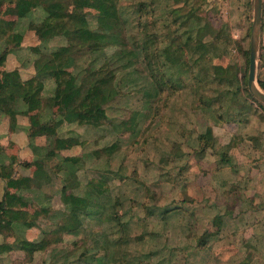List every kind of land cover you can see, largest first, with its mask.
Returning a JSON list of instances; mask_svg holds the SVG:
<instances>
[{
	"label": "rangeland",
	"instance_id": "1",
	"mask_svg": "<svg viewBox=\"0 0 264 264\" xmlns=\"http://www.w3.org/2000/svg\"><path fill=\"white\" fill-rule=\"evenodd\" d=\"M26 2L31 12L21 18L18 0H0V73L8 64L14 78L0 74V91L12 94L10 89L36 74L60 83L38 66L59 64L42 58L62 48H71L76 60H62L60 72L65 68L69 76L63 74L61 82L77 76V84L88 80L86 90L92 92L101 79L109 84L98 93L99 111L106 109L99 127L64 124L53 130L56 140L77 139L76 149L65 155L70 158L47 164L26 193L25 209L20 205L25 219L0 226V264H264V230H252V224L264 222V107L247 97L254 0ZM57 3L71 15L63 19V31L89 25L86 40L65 32L55 37L59 21L43 10ZM99 6L104 8L101 21ZM178 6H183L180 12ZM193 13L204 29L205 50L185 47L191 33L180 15ZM110 24L114 31L99 35ZM154 39L162 59L163 50L171 48L164 75L168 83L162 80L166 69H156L159 56L154 71L139 55L138 47L145 42L153 47ZM262 46L264 28L260 74ZM134 79L137 88L131 85ZM257 85L262 89L258 79ZM86 90L84 95L92 94ZM106 91L116 95L103 106ZM31 92L41 98L43 87ZM233 92L239 93L234 97ZM5 101L4 110L14 107ZM241 107L251 111L234 112ZM40 117L48 120L43 112ZM208 128L216 144L205 152L198 136ZM220 150L232 158L231 166L214 155ZM72 161L79 163L76 175L70 174ZM15 173L28 174L19 167ZM65 185L69 193L88 199L89 210L71 214ZM21 240L48 248L28 254L19 248Z\"/></svg>",
	"mask_w": 264,
	"mask_h": 264
},
{
	"label": "crops",
	"instance_id": "2",
	"mask_svg": "<svg viewBox=\"0 0 264 264\" xmlns=\"http://www.w3.org/2000/svg\"><path fill=\"white\" fill-rule=\"evenodd\" d=\"M50 32L51 30L48 31V33ZM7 66L8 64H6V68L4 69L5 72L0 74L5 80H14L13 74L8 72ZM262 72L264 76V68H262ZM14 75L19 78L21 77L19 72L14 73ZM260 75L262 74L259 73L258 68L257 79ZM35 78L27 83L22 81L23 84L15 85L18 86V89L14 86V89H10V91L19 100L24 95L29 94L33 88L42 86L43 92L41 98H35L30 103L20 102L16 105L14 104L12 108L14 116L11 115L12 119L8 117L10 114L8 115L7 110H0V203L5 197L6 192H10L24 198L21 203L23 210L25 208L22 204L24 201L27 202L26 193L35 188V183L42 173L46 172L47 164L55 159L58 163L59 158L63 160L70 158V156L65 155L76 149L77 139L71 138L70 140L58 136L56 140L51 137L54 135L53 130L57 133L59 128L64 124L68 126L88 124L91 127H99L101 119L105 118L103 111H106V109L103 107L102 114L99 111L98 93L109 84V82L104 84V79H101L100 82L98 81L97 85L100 88L97 86L94 88L92 94L86 97L89 111L78 112V100L74 93L78 83L77 76L76 81H70L69 83H57L49 75L36 74ZM95 104L97 105V109L95 108ZM41 112H43V118L48 120H41ZM53 139L55 140V144H52ZM64 139H67L65 144L63 143ZM66 144H70V146H66L70 148L65 149L64 145ZM38 152H43L44 154L38 156ZM78 165V161H72L73 172L70 174H77ZM17 167L26 170L29 174L28 176V174L23 173V177L27 178V186L25 187L22 185L21 178L15 173ZM9 176H12V178L6 179ZM256 217L259 218V215ZM262 225L252 224V230L262 231L264 230V222Z\"/></svg>",
	"mask_w": 264,
	"mask_h": 264
},
{
	"label": "trees",
	"instance_id": "3",
	"mask_svg": "<svg viewBox=\"0 0 264 264\" xmlns=\"http://www.w3.org/2000/svg\"><path fill=\"white\" fill-rule=\"evenodd\" d=\"M182 0H178V2L180 3ZM19 2V6H20V17L24 18L25 16H27V14H29L30 8L28 7L26 0H18ZM194 5V4H192ZM145 9H148L150 6L149 5H144ZM183 9V6H178V8H176V12H180ZM195 8L192 7V10H194ZM191 10V9H190ZM47 16L50 17H54L56 19H58V24L56 26L55 29V37L60 36L59 34L61 32H65V36L69 35V37L71 38H78L80 37L83 40H86V35L85 32L87 30V28L89 27V25L87 27H78V26H74V30L69 32V31H63V29L65 30V25L67 24L64 23V18L66 19V16H71L70 14H68V12L66 11V9L59 3L57 4H53L51 6L48 7H44L43 10ZM99 11L100 14L97 15V21H101L103 20L104 17V8L99 6ZM197 12V11H194ZM68 17V18H69ZM180 18L183 19V23L181 24H187L186 28L190 29V36H187L186 38V43H185V47L190 48L191 50H205L207 49L208 46H206V44L204 43L205 41V34H204V29L202 28L201 22L198 18V16L193 13L192 15H190L189 17H185L184 14L180 15ZM62 20V22H61ZM263 28H264V23H263ZM102 30V33L99 35H105L108 36V33H112L114 31V27L112 24L110 25H105V27ZM251 35V33H250ZM193 37H195L197 39V45H193L194 39ZM108 39H110L111 41H116L115 37H108ZM190 40L192 44H190ZM117 42V41H116ZM157 42L156 39H154L153 42V47H150L149 43L145 42L144 46L138 47V51L140 52L139 55L143 57L144 60H146L148 62V65L151 67L152 70V66L156 64V58L159 56L160 59V63L157 65L156 69L159 71L160 69H166L165 73H162V80H165V76L166 73L168 72L169 67L171 66V63L168 62V60L170 59L167 56H170V49L171 48H165L163 50V55L166 57V60L161 58V53L159 51L156 50L155 47V43ZM193 46V47H190ZM210 47V45H209ZM261 51H262V59L264 60V46L261 47ZM175 49H173L174 51ZM71 52V48H62L60 51H55L53 52L51 55H49V57H43L42 59L47 61V62H51V61H56L59 62V64L55 65V66H50L48 63L46 64H42V66H38V67H42L39 68L40 72H45V73H50V74H54L53 76H56V80L58 82H61L65 79L62 78V75L66 74L67 76H69V74H67V70L64 68L63 72H60V68L62 69V65H64V63H62V60H64L63 62L68 63V61H74L76 59H74L75 53L73 54V58L70 55ZM249 54H250V50H249ZM44 56H48V55H44ZM174 58L171 59V62L174 64L176 60H173ZM250 63V55H249V60H248V64ZM172 64V65H173ZM153 70L154 66H153ZM249 73V71H247ZM62 73V74H61ZM262 75H260V77L258 78L259 84L261 86V88L264 90V76H263V72L261 73ZM175 76L174 74L172 75V77ZM72 79H74L76 81V77L74 78V76L72 75L71 77ZM126 79V78H125ZM124 79V80H125ZM221 80H223L224 78H220ZM226 80V79H224ZM223 80V81H224ZM228 80V78H227ZM165 82L163 83L164 85ZM88 80H85L84 83H79L81 84L80 86L76 87L74 93L76 95L77 100H79L81 98L80 101V106L77 108V111L80 112L81 110H84L86 112H88L89 107L86 104V95H84L85 90H86V86L88 84ZM131 85H134L136 88L139 85V81L138 80H131ZM168 83V82H166ZM231 83L233 84V80H231ZM77 84V85H79ZM153 85H157V82H153ZM247 87H248V79H247ZM163 89V87L161 88ZM247 90V89H246ZM249 90V89H248ZM247 90V97L251 98L254 100V102L258 105H261L262 107H264V104H262L260 101H258L256 98H254V96L248 92ZM35 92H31L29 94L24 95L21 99H17L13 94H9L6 91H0V110H4V103H2L4 101V99H6V101H11L13 102V104H18L20 102H25V103H30L33 102L35 97L32 96V94ZM86 93H92V90H86ZM239 92H233L234 97H236L238 95ZM115 92L113 91L112 93H108L107 91L103 93V96H101V101L103 102V106H105L106 104H108L110 102V100L115 97ZM5 101V102H6ZM7 113L14 116V111H12V108H7L6 109ZM245 112H249L251 110H248L247 107H245L244 109H242V107L234 112L239 113V114H244ZM258 138V137H257ZM249 140H251V142H254L252 140V137L249 138ZM198 142L200 144H203V151H210L211 149H214L215 144H216V138L214 137V132L212 128H208L206 133L200 134L198 136ZM255 148V147H254ZM256 149V148H255ZM213 151V150H212ZM214 155L219 156V162L221 164H225V165H232L233 161L232 158L228 157L223 151H218V152H214ZM236 171V170H235ZM12 176L7 177L6 179H11ZM22 181V185L25 187L27 186L26 184V180L27 178H21L20 179ZM63 198H64V202L65 204L71 209V214L73 216H77V215H81V212H85L86 210H89V201L87 198L85 197H80V196H76L74 194L69 193V189L68 186H64L63 189ZM24 200L23 197H20L16 194H12L10 192H6L5 197L3 198L2 202L0 203V226L3 227H12L15 223H19L22 222L25 219V214L23 213V211L20 209V205L22 203V201ZM171 211V210H170ZM169 212V210L165 209V213ZM3 232V230L1 231L0 228V234ZM19 248L25 252H28V254L30 253H36V252H41V251H45L48 246L43 243V242H32L29 240H21L19 242Z\"/></svg>",
	"mask_w": 264,
	"mask_h": 264
},
{
	"label": "water",
	"instance_id": "4",
	"mask_svg": "<svg viewBox=\"0 0 264 264\" xmlns=\"http://www.w3.org/2000/svg\"><path fill=\"white\" fill-rule=\"evenodd\" d=\"M264 23L263 0H254V20L251 30L250 63L248 73L249 92L264 104V91L257 85L258 59Z\"/></svg>",
	"mask_w": 264,
	"mask_h": 264
}]
</instances>
